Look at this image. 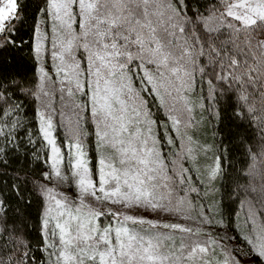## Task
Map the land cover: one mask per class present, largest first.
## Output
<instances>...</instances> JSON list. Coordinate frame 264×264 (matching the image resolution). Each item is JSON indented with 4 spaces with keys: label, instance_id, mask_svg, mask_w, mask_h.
<instances>
[{
    "label": "snow or ice",
    "instance_id": "1",
    "mask_svg": "<svg viewBox=\"0 0 264 264\" xmlns=\"http://www.w3.org/2000/svg\"><path fill=\"white\" fill-rule=\"evenodd\" d=\"M0 264H264V0H0Z\"/></svg>",
    "mask_w": 264,
    "mask_h": 264
}]
</instances>
